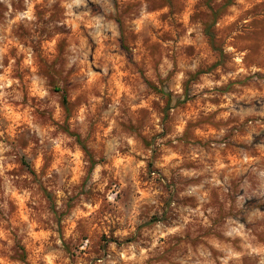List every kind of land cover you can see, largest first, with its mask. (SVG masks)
<instances>
[{"label":"rangeland","instance_id":"1","mask_svg":"<svg viewBox=\"0 0 264 264\" xmlns=\"http://www.w3.org/2000/svg\"><path fill=\"white\" fill-rule=\"evenodd\" d=\"M0 264H264V0H0Z\"/></svg>","mask_w":264,"mask_h":264},{"label":"trees","instance_id":"2","mask_svg":"<svg viewBox=\"0 0 264 264\" xmlns=\"http://www.w3.org/2000/svg\"><path fill=\"white\" fill-rule=\"evenodd\" d=\"M207 1H209V0H207ZM210 8H211V7H210ZM215 16H216V12L213 13V17H215ZM207 36L209 37L210 40H212V37H213L212 33H210V32L208 31V32H207ZM91 163L93 164L94 162L91 161Z\"/></svg>","mask_w":264,"mask_h":264}]
</instances>
